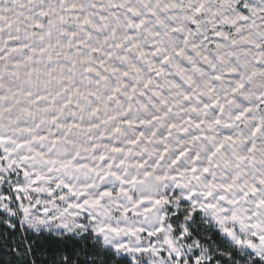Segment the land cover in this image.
I'll return each instance as SVG.
<instances>
[{
  "label": "snow or ice",
  "instance_id": "1",
  "mask_svg": "<svg viewBox=\"0 0 264 264\" xmlns=\"http://www.w3.org/2000/svg\"><path fill=\"white\" fill-rule=\"evenodd\" d=\"M0 264H264V0H0Z\"/></svg>",
  "mask_w": 264,
  "mask_h": 264
}]
</instances>
